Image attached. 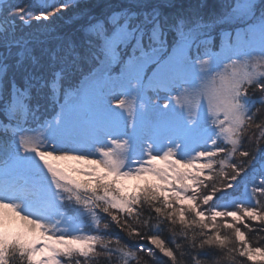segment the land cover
Listing matches in <instances>:
<instances>
[{
	"label": "snow or ice",
	"instance_id": "1",
	"mask_svg": "<svg viewBox=\"0 0 264 264\" xmlns=\"http://www.w3.org/2000/svg\"><path fill=\"white\" fill-rule=\"evenodd\" d=\"M206 7L0 0V264H264V0Z\"/></svg>",
	"mask_w": 264,
	"mask_h": 264
},
{
	"label": "trees",
	"instance_id": "2",
	"mask_svg": "<svg viewBox=\"0 0 264 264\" xmlns=\"http://www.w3.org/2000/svg\"><path fill=\"white\" fill-rule=\"evenodd\" d=\"M123 0H92V3H111V4H120ZM225 0H205V3L207 4V7L205 9L206 13H211L213 11H219L221 4H223ZM97 11H100V9H97ZM71 27H68L66 30L71 31Z\"/></svg>",
	"mask_w": 264,
	"mask_h": 264
},
{
	"label": "rangeland",
	"instance_id": "3",
	"mask_svg": "<svg viewBox=\"0 0 264 264\" xmlns=\"http://www.w3.org/2000/svg\"><path fill=\"white\" fill-rule=\"evenodd\" d=\"M37 3H39V0H36ZM220 10V9H219Z\"/></svg>",
	"mask_w": 264,
	"mask_h": 264
}]
</instances>
